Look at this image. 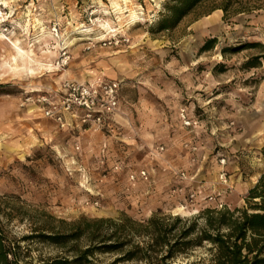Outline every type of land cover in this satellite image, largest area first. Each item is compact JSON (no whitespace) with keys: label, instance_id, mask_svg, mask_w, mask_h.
Wrapping results in <instances>:
<instances>
[{"label":"rangeland","instance_id":"374dc122","mask_svg":"<svg viewBox=\"0 0 264 264\" xmlns=\"http://www.w3.org/2000/svg\"><path fill=\"white\" fill-rule=\"evenodd\" d=\"M119 1L121 15L112 0H11L3 7L11 17L0 28L27 45L36 42L37 18L56 36L77 38L54 58L36 43L44 62L121 82L110 126L60 128L22 103L71 79L44 69L37 78L8 73L2 63L12 49L0 40V234L14 264H146L95 249L79 260L94 242L90 228L75 234L94 219L192 220L218 202L238 216L264 174V0H230L228 12L216 9L217 19L206 23L210 8L228 1L207 0L168 29L160 23L170 0H129L137 18ZM105 19L118 33L99 40ZM115 57L126 64L123 80L102 74ZM28 110L33 117L24 119ZM182 111L192 126L183 124ZM186 142L198 146L195 162ZM141 169L147 179L131 182L130 173ZM180 186L186 192L178 193ZM190 190L198 195L193 203L185 197ZM211 246L204 242L166 264H208Z\"/></svg>","mask_w":264,"mask_h":264},{"label":"trees","instance_id":"16d2710c","mask_svg":"<svg viewBox=\"0 0 264 264\" xmlns=\"http://www.w3.org/2000/svg\"><path fill=\"white\" fill-rule=\"evenodd\" d=\"M207 0H170L166 6L160 27H174ZM230 0L215 4L210 11L223 9L228 12ZM249 206L237 210L238 216L227 208L210 207L198 217L184 221L180 217L154 215L144 223L128 217L117 221L94 219L86 223L75 234L79 238L90 228V239L94 244L82 253L79 260L92 250L121 252L118 262L140 260L146 264H166L178 254L188 253L204 242L211 243L212 259L208 264H264V174L251 188ZM199 218L203 219L200 223ZM106 230L102 234L103 230ZM226 229L227 231H224ZM144 240H139L140 238ZM61 242V235L50 236ZM146 238V239H145ZM9 248L0 234V264H14L9 259ZM117 261V260H116ZM53 264H61L54 262ZM193 264H204L194 262Z\"/></svg>","mask_w":264,"mask_h":264},{"label":"built area","instance_id":"2783aa9c","mask_svg":"<svg viewBox=\"0 0 264 264\" xmlns=\"http://www.w3.org/2000/svg\"><path fill=\"white\" fill-rule=\"evenodd\" d=\"M67 61L62 59L60 63L65 65ZM120 91V81L104 77L88 82L64 80L56 88L38 94L31 92L24 99L22 106L39 110L45 118L55 122L60 128H66L77 122L84 128L101 130L115 121L114 117L120 106ZM180 116L185 126L193 125L185 111H182ZM184 146L192 155L191 161L195 162L198 146L191 142H186ZM161 150H164L163 146H161ZM221 161L226 163L225 158ZM116 168L121 169L119 166ZM147 177L148 173L145 169L139 170L138 173L131 172L129 175L131 182L136 181V178L147 179ZM181 178L188 179V176L182 172ZM176 191L178 193L186 192L183 186L178 187ZM185 197L190 203H193L197 200L198 195L194 190H190ZM208 198L214 200V196ZM224 205L223 202H218L213 208L220 210L225 208Z\"/></svg>","mask_w":264,"mask_h":264},{"label":"bare ground","instance_id":"6f19581e","mask_svg":"<svg viewBox=\"0 0 264 264\" xmlns=\"http://www.w3.org/2000/svg\"><path fill=\"white\" fill-rule=\"evenodd\" d=\"M10 1L11 0H0V22L8 21L11 17L8 11L6 12L3 9V7H9ZM123 1L125 3L127 12H129V17L137 18L136 10L128 4L129 0ZM112 4L115 7V11L117 12V14L121 15V11L124 9L122 3L119 0H112ZM215 13L216 11H214L210 15L205 16V22L211 23L215 21L217 19L214 15ZM36 21L38 23L34 24L35 29H37V35L34 38L36 42L31 44V40L30 45H27L20 37L16 36L12 38L11 36H8L5 33V29L0 28L1 42L4 44H8L12 49V53L9 55V58L2 63V66L6 67V71L8 73L12 75H20L21 73L27 72L32 78H37L43 76H37L38 70L44 69L49 72L51 77H54L57 80L71 79L79 82L95 81L99 77L98 72L95 69L92 70L90 68H85L79 72H75L71 68H61L54 65L52 62H44L42 59H40L35 49L37 47V44L38 47L42 46V54H49L50 58H54L59 55V49H66L75 45V43L77 42V38H69L67 36L62 37L60 34L56 36V34L53 33L52 29H49L41 24V20L39 18H37ZM29 24L30 21L27 22V26H29ZM100 28V37H98L99 40H103L108 36L118 33V29H113V26L110 24L109 19H105ZM79 40L85 39L81 38ZM65 60H68V57H66ZM110 61L111 63L106 62L102 64L105 70L104 72H102V74L108 77H116L117 75H119V78L123 80V78L128 75L126 64L121 61L120 57L112 58ZM33 88L35 90L40 89L38 83H35V85H33ZM32 117L33 115L31 110L24 111V119H31Z\"/></svg>","mask_w":264,"mask_h":264},{"label":"crops","instance_id":"0c3cea01","mask_svg":"<svg viewBox=\"0 0 264 264\" xmlns=\"http://www.w3.org/2000/svg\"><path fill=\"white\" fill-rule=\"evenodd\" d=\"M99 78V77H98ZM86 82H88V81H86Z\"/></svg>","mask_w":264,"mask_h":264}]
</instances>
